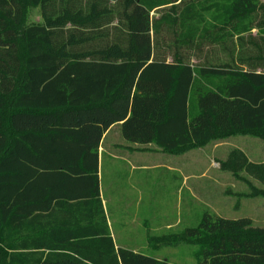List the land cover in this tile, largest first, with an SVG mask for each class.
<instances>
[{"label": "trees", "instance_id": "16d2710c", "mask_svg": "<svg viewBox=\"0 0 264 264\" xmlns=\"http://www.w3.org/2000/svg\"><path fill=\"white\" fill-rule=\"evenodd\" d=\"M119 123L169 153L264 141V0H0V264H174L116 247L98 149ZM220 161L264 184L243 151ZM185 243L264 264L250 217L205 212Z\"/></svg>", "mask_w": 264, "mask_h": 264}, {"label": "rangeland", "instance_id": "374dc122", "mask_svg": "<svg viewBox=\"0 0 264 264\" xmlns=\"http://www.w3.org/2000/svg\"><path fill=\"white\" fill-rule=\"evenodd\" d=\"M29 22H43L39 8L30 10ZM153 145L154 151L158 152V169L152 170L154 174L158 172V230L151 228L154 237L147 229V236L132 237L128 234L129 228L115 226L120 245L143 246L142 250L156 253L158 259H168L174 264H199L198 246L174 244L186 228L198 225L203 213H216L230 219L250 217L255 225L264 227V198L255 195L254 189L263 188L262 176H257L247 166L235 176L231 170L223 168L219 160L238 149L246 154L250 164L264 170V141L261 138L237 135L229 141L177 153Z\"/></svg>", "mask_w": 264, "mask_h": 264}, {"label": "crops", "instance_id": "0c3cea01", "mask_svg": "<svg viewBox=\"0 0 264 264\" xmlns=\"http://www.w3.org/2000/svg\"><path fill=\"white\" fill-rule=\"evenodd\" d=\"M120 126L121 123L110 127L98 149L100 192L108 224L117 248H128L158 259V254L142 250L143 246L120 245L117 241L115 226L129 228L128 234L132 237L138 234L145 237L146 229L152 235V227L158 230V172L154 174V169H158V152L152 148L153 144L126 140Z\"/></svg>", "mask_w": 264, "mask_h": 264}]
</instances>
